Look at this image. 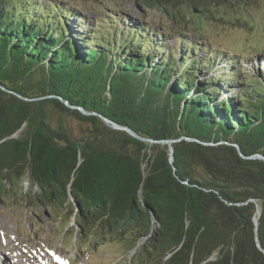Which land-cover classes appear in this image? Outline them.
I'll return each mask as SVG.
<instances>
[{
    "label": "trees",
    "instance_id": "1",
    "mask_svg": "<svg viewBox=\"0 0 264 264\" xmlns=\"http://www.w3.org/2000/svg\"><path fill=\"white\" fill-rule=\"evenodd\" d=\"M62 2L0 0L1 85L61 96L143 137L208 144L180 140L170 163L166 144L57 98L25 101L0 88V191L26 172L33 208L65 222L64 233L74 222L87 243L138 245L136 264H264V161L223 144L264 156V59L262 71L247 61L241 75L236 53L207 54L185 37L193 21L216 19L213 9L252 0H103L90 12ZM130 2L141 13L128 16ZM153 10L170 18L168 30L147 19ZM66 117L84 125L81 136L64 128Z\"/></svg>",
    "mask_w": 264,
    "mask_h": 264
},
{
    "label": "rangeland",
    "instance_id": "2",
    "mask_svg": "<svg viewBox=\"0 0 264 264\" xmlns=\"http://www.w3.org/2000/svg\"><path fill=\"white\" fill-rule=\"evenodd\" d=\"M64 1L62 2L64 6L75 3L81 5L83 9L88 8L87 11L90 12L91 9L97 11L102 9L99 6L103 0ZM128 9V16H136L142 11L137 4L131 2L128 3ZM211 12L216 19L193 21L195 24L192 26L197 29L196 33L194 32L196 35L187 32L185 37L192 42L202 43L207 54H223L220 51L228 52V55L236 53L238 55L236 59L239 63L242 61L241 75L249 71V65L245 63L247 61L253 62L255 68L262 71L257 61L264 58V0H252V4L245 9H213ZM150 14L153 17L147 18L148 20L161 24L168 30L166 26L170 22L168 16L159 15L154 10L150 11ZM184 14L188 15V12L184 11ZM89 17L92 18L94 15L90 14ZM85 27L87 29L88 24H85ZM165 36L169 37L165 47L169 45L176 47V39L170 35ZM228 62L230 61H223L220 65L224 66ZM239 63H236V66H239ZM244 66L247 69H244ZM51 116V122L55 125L58 115L53 113ZM63 122L70 135L74 137L82 135L83 124L67 117ZM18 181L19 184L14 186L11 192L7 191V195L0 191V264L54 263L55 257L59 256L67 257L73 264H136L133 252L137 250L138 245L134 250L126 252L112 240L101 242L93 239L87 243L86 238L75 237L74 228L78 227L74 222L71 228L72 223L68 222L70 229L64 233L65 222L51 216L50 211L44 206L32 207L33 202L29 201L30 198L24 193L29 188L26 172Z\"/></svg>",
    "mask_w": 264,
    "mask_h": 264
},
{
    "label": "water",
    "instance_id": "3",
    "mask_svg": "<svg viewBox=\"0 0 264 264\" xmlns=\"http://www.w3.org/2000/svg\"><path fill=\"white\" fill-rule=\"evenodd\" d=\"M0 88L4 91H7L9 93H12L14 96L18 97L19 99L21 100H25V101H36V100H40V99H45V98H57L59 99L67 108L69 109H76L78 110L79 112H81L82 114L84 115H96L98 116L108 127L112 128V129H115V130H122V131H125L126 133H128L129 135H131L132 137H134L135 139L139 140V141H146V142H149V143H153V144H166L167 148H168V161L170 163H172L174 161V148L172 146V144L176 143V142H179L180 140H185V141H188V142H196V143H199V144H203V145H206L208 143H205V142H202V141H199L197 139H194L192 137H186V136H181V137H178V138H175V139H171V138H165V139H151V138H147V137H143V136H140L138 133H136L133 129L125 126V125H121V124H118L116 123L115 121L103 116L102 114L100 113H97L95 111H87L85 110L83 107L81 106H78V105H74V104H71L69 103L67 100H65L64 98H62L61 96H58V95H55V94H48V95H43V96H38V97H33V98H30V97H26V96H23L21 95L20 93L14 91V90H10V89H7L5 88L3 85L0 84ZM27 125V122H23L21 124V126L14 132L12 133L11 135H9L8 137L6 138H17L18 135H20V133L23 131V129L26 127ZM223 144H226V145H230V146H233L239 157H241L242 159H246V160H252V159H257V160H262L264 161V156L262 154H259V153H255V154H250V155H245L241 152L239 146L237 144H234V143H229V142H224ZM215 145V144H213Z\"/></svg>",
    "mask_w": 264,
    "mask_h": 264
},
{
    "label": "bare ground",
    "instance_id": "4",
    "mask_svg": "<svg viewBox=\"0 0 264 264\" xmlns=\"http://www.w3.org/2000/svg\"><path fill=\"white\" fill-rule=\"evenodd\" d=\"M41 256V255H40ZM56 258V257H55ZM19 259V258H18ZM43 259H44V257H43ZM47 261V260H46ZM22 264V263H21ZM23 264H27V263H25V262H23ZM29 264V263H28ZM31 264V263H30ZM47 264V263H46Z\"/></svg>",
    "mask_w": 264,
    "mask_h": 264
}]
</instances>
